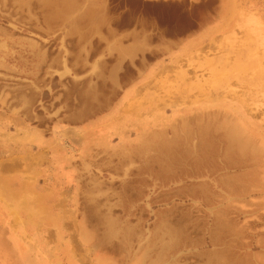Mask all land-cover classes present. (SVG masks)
Here are the masks:
<instances>
[{"label":"rangeland","instance_id":"obj_1","mask_svg":"<svg viewBox=\"0 0 264 264\" xmlns=\"http://www.w3.org/2000/svg\"><path fill=\"white\" fill-rule=\"evenodd\" d=\"M0 264H264V0H0Z\"/></svg>","mask_w":264,"mask_h":264},{"label":"crops","instance_id":"obj_2","mask_svg":"<svg viewBox=\"0 0 264 264\" xmlns=\"http://www.w3.org/2000/svg\"><path fill=\"white\" fill-rule=\"evenodd\" d=\"M147 3H177L182 1L198 3L201 0H143ZM82 14L90 15V13L95 14V22H91L89 26V30L94 32L95 34L99 33L101 29H106V31L102 34L103 41L106 44L113 46L112 50L117 52L120 55V59L127 61L129 63L136 62L140 59V56L143 54H148L151 52H159L161 54H168L172 51V45L174 41L170 39V37L163 34L161 31L160 26L155 23L150 25H145L143 23V16H137V20L135 23L127 29H122L116 31L115 25L113 20L109 15L108 7L102 3L96 2H88L86 5L83 6ZM81 17H84V16ZM92 15V14H91ZM94 17V16H93ZM212 27H206L196 34H194L190 39L184 41L180 44L178 48V55L177 57H181L186 52L197 50L199 45V41L201 42L205 39L209 33L211 32ZM99 31V32H98ZM115 39V40H114ZM114 40V41H113ZM180 55V56H179ZM166 60V59H165ZM164 60V64L160 62L157 65V70L161 71L163 69L162 66L166 67V61ZM165 69V68H164Z\"/></svg>","mask_w":264,"mask_h":264},{"label":"bare ground","instance_id":"obj_3","mask_svg":"<svg viewBox=\"0 0 264 264\" xmlns=\"http://www.w3.org/2000/svg\"><path fill=\"white\" fill-rule=\"evenodd\" d=\"M233 127L230 125V124H225L224 125V128L222 127V129H226V131H228V130H230V129H232ZM239 135H240V133H238ZM242 137V136H241ZM248 138V137H247ZM230 139H231V141L233 142V144L234 143H238V145L239 146H241V147H243L244 149H247V151H249V152H252L253 151V146H252V144H253V140H251V139H248L247 141H244V143H243V141L241 140V138L238 136V135H232L231 137H230ZM178 139H175V142L177 141ZM173 141V143H175L174 142V140H172ZM157 149H161V148H164V146H163V144L162 143H159V144H157V147H156ZM251 154V153H250Z\"/></svg>","mask_w":264,"mask_h":264}]
</instances>
